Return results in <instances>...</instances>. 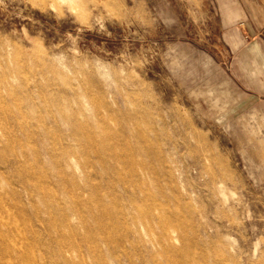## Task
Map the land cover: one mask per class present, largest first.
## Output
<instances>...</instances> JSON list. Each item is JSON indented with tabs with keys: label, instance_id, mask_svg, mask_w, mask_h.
I'll list each match as a JSON object with an SVG mask.
<instances>
[{
	"label": "rangeland",
	"instance_id": "1",
	"mask_svg": "<svg viewBox=\"0 0 264 264\" xmlns=\"http://www.w3.org/2000/svg\"><path fill=\"white\" fill-rule=\"evenodd\" d=\"M0 264H264V0H0Z\"/></svg>",
	"mask_w": 264,
	"mask_h": 264
},
{
	"label": "bare ground",
	"instance_id": "2",
	"mask_svg": "<svg viewBox=\"0 0 264 264\" xmlns=\"http://www.w3.org/2000/svg\"><path fill=\"white\" fill-rule=\"evenodd\" d=\"M161 12L164 13V14H166L164 12V9H161ZM137 180H138V175H137ZM137 182H140V180H138ZM139 189H141V192H143V193H148L149 192V189H148L147 185L144 184V183H142V186L139 187ZM145 196L147 198L146 199V202L151 201L152 204H154V206L150 210H148V212H150V213H148L149 217L152 216L153 218H158V217L155 216L154 210H159V211L160 210H163L162 206L160 205V201L158 200V198H156L152 194H145ZM162 196H163L164 199H167V197H166L165 194H162ZM160 221H163V219H161Z\"/></svg>",
	"mask_w": 264,
	"mask_h": 264
}]
</instances>
